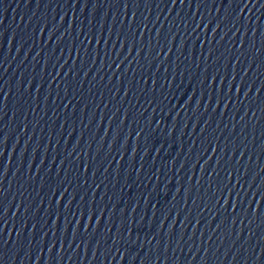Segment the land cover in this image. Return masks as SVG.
<instances>
[{
	"label": "water",
	"instance_id": "water-1",
	"mask_svg": "<svg viewBox=\"0 0 264 264\" xmlns=\"http://www.w3.org/2000/svg\"><path fill=\"white\" fill-rule=\"evenodd\" d=\"M20 264H264V0H118Z\"/></svg>",
	"mask_w": 264,
	"mask_h": 264
}]
</instances>
